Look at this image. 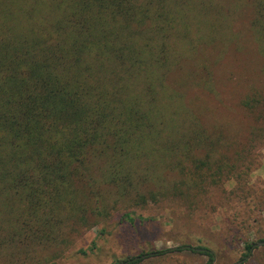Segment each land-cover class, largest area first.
Returning <instances> with one entry per match:
<instances>
[{
    "label": "trees",
    "instance_id": "obj_1",
    "mask_svg": "<svg viewBox=\"0 0 264 264\" xmlns=\"http://www.w3.org/2000/svg\"><path fill=\"white\" fill-rule=\"evenodd\" d=\"M228 1L0 0V264H57L113 214L159 204L234 209L231 242L261 264L264 0H248L251 47ZM256 56L254 78L229 74ZM183 251L215 261L183 244L116 263Z\"/></svg>",
    "mask_w": 264,
    "mask_h": 264
},
{
    "label": "rangeland",
    "instance_id": "obj_2",
    "mask_svg": "<svg viewBox=\"0 0 264 264\" xmlns=\"http://www.w3.org/2000/svg\"><path fill=\"white\" fill-rule=\"evenodd\" d=\"M233 2L229 0L225 4L226 8L231 9ZM241 2L242 5L233 15V19H230L231 31L237 36L240 44L251 47L253 44L248 28L250 6L248 0ZM233 59H236L235 54L234 58L230 56L225 60L229 62ZM257 61H259L257 56L246 61L242 68L243 72L238 67V62L234 61L229 74L233 78L243 77L244 80L254 78L259 63ZM220 67L221 70L217 73L219 76L225 69V66ZM227 106L235 115H239V120L242 118L237 112L233 98L228 99ZM257 156L259 166L252 171L250 184L253 185L256 196L261 197V193L264 194V149H261ZM233 185L234 183L229 181L224 187L230 190ZM257 201L258 199L255 203ZM249 208L251 207L242 205L236 207L235 211L240 210L242 219H245L247 217L245 212ZM233 211L234 209L231 211L227 207L225 210L217 209L214 212L203 210L188 217L180 207L166 204L149 205L146 208L133 209L132 216L142 217L133 223L121 220L122 213H116L99 227L86 231L77 238L73 247L57 264H117V261L122 262L130 257L150 253L154 249L174 248L183 244L196 249L199 246L210 249L215 256L213 264H252L248 257L242 260L243 251L236 249L235 239L233 243L231 242L233 230L236 233L239 231L229 220ZM250 224L256 225L251 222ZM256 229L260 230L259 227ZM100 230H103L101 234ZM263 236L264 234L261 237ZM261 246L263 245L259 247ZM80 250H84L85 253H80ZM206 260L207 257L200 252L183 251L166 255L162 259L146 258L140 264H203ZM259 262L263 264L264 260Z\"/></svg>",
    "mask_w": 264,
    "mask_h": 264
},
{
    "label": "water",
    "instance_id": "obj_3",
    "mask_svg": "<svg viewBox=\"0 0 264 264\" xmlns=\"http://www.w3.org/2000/svg\"><path fill=\"white\" fill-rule=\"evenodd\" d=\"M262 243H259L258 245L260 246Z\"/></svg>",
    "mask_w": 264,
    "mask_h": 264
}]
</instances>
